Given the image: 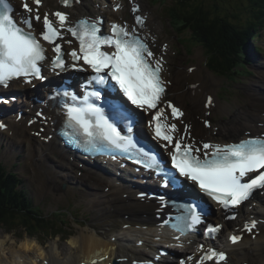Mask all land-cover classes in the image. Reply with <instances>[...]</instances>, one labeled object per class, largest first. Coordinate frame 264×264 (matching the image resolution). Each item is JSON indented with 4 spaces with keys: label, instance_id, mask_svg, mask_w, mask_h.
<instances>
[{
    "label": "snow or ice",
    "instance_id": "snow-or-ice-1",
    "mask_svg": "<svg viewBox=\"0 0 264 264\" xmlns=\"http://www.w3.org/2000/svg\"><path fill=\"white\" fill-rule=\"evenodd\" d=\"M61 2L68 7L76 0ZM34 3L36 9L29 7L27 2L23 4L28 15L21 16L17 21L9 0H0V87L7 88L10 81L21 77L25 83H31L33 79H45L41 61L46 59V49L33 30V22H40L42 19L43 30L40 37L53 45L55 53L51 58L52 71H63L66 68L78 71L91 69L93 75L88 81L90 85L93 82L100 86L107 85L112 92L122 94L101 104L100 101L104 100L102 91H86L83 95L63 91L65 100L62 107L66 115L64 135L71 144L92 154H127L129 159H134L136 164L145 169L154 170L158 175L163 173L165 184L175 186L180 183L179 178H184L197 185L201 192L223 209L235 208L249 200L255 190L264 189V134L248 135L246 139L224 144L204 142L199 147L195 141L187 142L184 136L175 135L178 132L176 123L169 122L165 109L158 107L168 83L162 76L163 57L155 56L147 39L137 30V26H144V16L136 15L135 24L131 27L127 22H112L109 31L102 34V20L99 18L83 17L69 23L68 14L63 11L52 14L55 20L48 13L41 18L38 11L41 0H34ZM119 7L121 6L115 5V8ZM138 10L139 5H134L132 12L136 13ZM33 11L36 12L34 17L31 15ZM63 30L71 33L79 42V49L74 48L68 53L72 61L70 64L66 63L64 50L57 42L63 39ZM106 48L112 50H105ZM188 70L192 71L191 68ZM8 102L0 97V103ZM213 103V97H207L206 106ZM130 106L153 113L148 125L154 138L164 142L162 146L168 150L170 170L165 169L154 151L134 138L133 111ZM167 107L171 109L173 119L184 115L171 101L167 102ZM125 122L127 134L119 126ZM205 124L208 125L209 122L206 120ZM6 127V124L0 122V129ZM187 131L188 126H185V132ZM181 208L183 211L176 217V223L172 227L183 236L194 231L203 222L205 212L198 203L184 204ZM261 223L264 222L257 219L246 221L242 229L238 230L240 234L234 232L229 236L230 242L236 244L245 232L253 235L258 233ZM222 227L220 224H208L205 235L214 237ZM180 236L173 239L179 240ZM199 249L203 251L204 245H200ZM99 259L105 260L107 257L101 256ZM191 259V256L187 257V260ZM227 260L228 254L224 250L209 248L203 251L196 264H227ZM91 264L98 262L93 260ZM132 264L153 262L133 261ZM180 264H185V261L181 260Z\"/></svg>",
    "mask_w": 264,
    "mask_h": 264
},
{
    "label": "bare ground",
    "instance_id": "bare-ground-1",
    "mask_svg": "<svg viewBox=\"0 0 264 264\" xmlns=\"http://www.w3.org/2000/svg\"><path fill=\"white\" fill-rule=\"evenodd\" d=\"M57 1L60 4H62L61 0H57ZM123 1L124 0H122L121 2L119 1V2L123 3ZM81 3L80 2L74 3L72 6L66 7V9L72 12L74 18L84 15L83 13L90 11L89 8L91 7H88L85 0L82 1ZM133 3L134 5H139L141 10L147 13L145 15L146 22L142 28V31L149 36V40L150 42H152L153 39H156L158 35H160V32L158 31L159 27L156 25L157 18L155 15L152 14V12L149 9H147V6L144 4L143 0H133ZM31 8H33L32 5H31ZM136 14L137 13H134L135 16ZM262 16L264 17V14H262ZM230 40L231 39L229 38H225V41L227 43ZM176 41H180L179 38H177ZM220 43H222L221 39H220ZM240 44L242 47L245 46V42L243 39H241L240 43H237L235 41L234 43H230L231 46L228 47L226 51L228 52L230 49H232L234 58L240 57V55L237 54L236 52V51H239ZM164 51L167 53V57H168L167 60H169L170 58V61L172 62L173 57L170 53V47H168ZM165 52L163 53L161 52L160 54H158V56L160 57L165 56ZM213 52L215 53L214 49H213ZM240 59L242 60L241 57ZM235 63H236V66L238 67L239 63L236 60H235ZM211 64L217 65L214 61H212ZM254 65L259 67L257 64H254ZM189 68H191L192 71H189L188 70ZM166 75L168 76L167 79L170 85V89L168 91L169 99L170 100L175 99L177 102H180L181 104L187 107V110H189V112H187L185 119L193 123V127L189 131H191L193 134L196 133L199 139L203 137H209L208 139H211V140H215V141L222 140V141H227L226 143H228L230 141H237L240 138H245L246 136H243L242 133L246 130H252L257 133L264 131V125L262 127L258 124H254V125L242 124L240 128L237 129V132L234 131V127L230 125H224V124L219 125V126L214 125L209 131H207L206 127L201 122V118L203 117V115H200V112L205 114L208 110H211L212 112L216 111V107L219 103V100H217V103H216V97H215L217 96V92H218L216 81L208 80L207 75L204 73V70L202 71L199 65H195V67L186 66L182 68H178V67L171 68V66L170 67L167 66ZM209 96L213 97V101H214L213 105L216 103V105L213 106L211 109L206 108L208 107L206 106V101H207V97ZM252 120L255 123H264V114L255 112L254 115L252 116ZM188 124L190 125V123ZM53 127L55 126L51 125L50 129L52 130ZM233 132L236 134L234 135ZM2 136L5 137L6 133H3ZM233 137H238V139L230 140ZM13 145H16L20 150L23 151L22 146L18 144H13ZM52 145L54 146L55 144L52 143L49 147L45 145L44 148L50 149ZM58 150L59 148L57 149V152ZM155 150L156 148L153 147L154 152ZM27 151H28L27 155H29V158L31 159L32 157L33 161L36 163L35 171L37 169L36 174L38 178L39 189L45 190L46 188H49L52 191H57L58 187H60V183L57 182V178L60 179L61 181L63 180V177L68 178L67 174L62 173V171H64L66 168L62 165H59L57 166L58 169H56V167L52 165V162L49 161V164L52 168L50 170L48 168V163L44 158L40 156H37V157L31 156L30 148L27 149ZM42 172L46 175V177L42 176L41 174ZM129 174L131 175V171H129ZM79 179H83V178L79 177ZM104 179L107 180V182L109 183H112L114 181V179H110L106 176L104 177ZM122 180L123 178H119L117 181L118 184H120L119 182ZM127 190L131 193L130 195L132 197H135V198L137 197L136 196L137 193H132L131 189H129L128 187H127ZM100 197L101 198H98L97 196L95 197L96 203H100L103 197V200L105 204L107 205L108 210L110 209V210L119 211V210H124L128 207H131V205H126L119 198L115 196H110L109 194H105L104 192L103 194L100 195ZM139 204L140 203L138 202L136 203V205H139ZM141 206H142V209H148L145 204H142ZM108 210H106V213H108ZM102 211H104L103 208L99 210V212H102ZM259 211H262L261 217L264 218V209L258 210V212ZM124 212H127V211H124ZM258 212L257 211L255 212V210H253L251 214L259 215ZM131 213L133 212L131 211ZM110 221L111 219L110 220L103 219L102 221H100L99 224L104 226L106 223H110ZM98 222L99 221H96V222L94 221V224ZM111 223L116 224L115 222H111ZM139 225L143 226L142 223L139 222V223L131 225V227L128 229H125L124 227L116 228L112 235V236H115L113 239L112 238L108 239L102 235H99L96 233V231L91 235L84 234V236L79 239L75 238L76 240H72L70 244L71 251L69 252L70 256L67 259L66 258L64 259L65 254L59 251L58 253L52 252V253H47V254L44 252H41L40 251L41 248L36 243L27 241L28 243H33V244L31 246L29 245L30 247L23 244L24 245L23 247L26 250L30 251L29 252L30 255H27L26 253L23 254L22 252H20L21 254L18 257H25L22 260L23 262L17 261L16 257L14 258V260H11L10 256L4 258L0 254V264H15V263L16 264H31L28 261H33L32 264H37V262L33 260V257H36L35 258L36 261H38L40 257L43 258L44 260L48 259L49 261L48 264H77V263H80V261L82 260H86V262L90 264H91V261L93 260H96L98 264H109L114 258H117V257L127 256L129 254H135V256H139L138 254L140 253V248H137V247L134 249H132V247L128 248L125 246L127 244L126 242L121 243V239L124 237L123 234L125 233L145 232V230L143 229H137V226ZM149 227L150 228H147L149 231H153L156 233V231H154V229L151 228L152 226H149ZM262 227H263V231L261 233V236L256 238L257 240L252 239L251 236H247V239L237 244V247L236 249L233 250L234 252L232 254V259H233L234 264L236 263L242 264L243 262H248V264H264V252H263L264 251V236H262L264 232V224L262 225ZM136 235H138V233H136ZM5 244L6 242L3 239H1L0 240V251L3 249ZM134 245L136 246L137 244H134ZM36 249L38 251H35ZM47 256L49 258H47ZM101 256H106L107 259L100 260L99 258Z\"/></svg>",
    "mask_w": 264,
    "mask_h": 264
},
{
    "label": "rangeland",
    "instance_id": "rangeland-1",
    "mask_svg": "<svg viewBox=\"0 0 264 264\" xmlns=\"http://www.w3.org/2000/svg\"><path fill=\"white\" fill-rule=\"evenodd\" d=\"M32 1V0H31ZM126 1V0H125ZM131 0H128V8L126 9V11L124 12V16H121L120 14H118V13H116V12H114V14L111 12V15L113 16V17H120V18H127V19H131V2H130ZM148 4H149V6H150V8H151V10L152 11H154L155 13H156V10H157V6L152 2V0H145ZM174 4H175V1L174 0H171ZM239 0H234V2H238ZM166 2V1H165ZM247 2H249V1H247ZM87 3H88V5L91 7V8H93V9H98V7H92L93 5H91V2H90V0H87ZM230 3H233L232 1H230ZM206 4H211V5H215V3H212L211 2V0H207L206 1ZM48 6V8H51V9H54V8H56V7H58V4H57V1L56 0H45V7H47ZM235 7L237 8V9H240V10H243L244 11V14H243V19H242V21H240V22H247V20H248V18L250 17V15H251V12L253 11V9H251V7H250V5L248 4V3H243L242 1H240L239 3H236V5H235ZM164 13H167L166 11H164ZM191 16H193V17H196V16H194V15H191L190 14V17ZM158 24L160 25V24H162L161 23V21H160V19H159V17H158ZM198 25V24H197ZM200 27V26H199ZM175 39V41L177 40V37H175L174 38ZM174 53H176V49H175V51H174ZM173 53H171V55H172ZM172 57H173V55H172ZM173 59H174V57H173ZM184 62V61H183ZM183 62L180 64V66L181 65H183ZM195 65H199L200 66V68L202 69V71L204 70L203 68H202V65H201V63H197V64H195ZM172 68H175V65L174 64H172ZM204 73H205V70H204ZM207 75V74H206ZM207 77H208V80H212V79H210V77L207 75ZM216 80V82H217V79H214V81ZM244 103H245V100L242 98L241 99ZM220 106V102L218 103V105H217V107H219ZM216 107V108H217ZM203 113L202 112H200V115H202ZM49 193H47L46 195H48ZM62 194V191H60L59 192V194L58 195H56L55 193H52V196L50 195L49 196V198H53V200H52V202H51V205H48L49 207H50V211H52V210H54L55 208H56V206H57V201H58V199H59V196ZM43 202H46L47 203V200L45 199V200H43ZM48 204V203H47ZM86 227H87V225H86ZM86 231H87V229H85V228H81L80 229V233H79V235L77 236V237H75L76 239L77 238H80L81 236H82V234H83V232H85L86 233ZM2 232H4V229L2 228V229H0V240L1 239H3L5 242H6V244L4 245V247H3V249L0 251V254H1V256L2 257H8V256H10L11 257V260H14V258L16 257H18V256H20V252H22L23 254H27V255H30L29 254V252L30 251H28V250H26L23 246V244H25L26 246H28V247H30L33 243H28L27 241H31V242H34V243H36L41 249H40V251L41 252H43V251H45V253L47 254V253H52V252H56V253H58V251L59 252H63V253H66V256L68 255L69 256V252L71 251V247H70V244H71V241L72 240H75V238L74 239H69V240H64V239H61L60 237H58V238H55V239H53V240H51V241H49L48 243H44L43 241H44V239L43 238H41V236L42 237H44L45 236V234L44 233H40L39 235H36V236H30L27 232H24L23 234L21 233V234H18V235H16L15 233H13V232H10L11 233V235L12 234H14L15 236H14V238L13 237H11V235H8L9 237H10V239L5 235V234H3ZM7 232V231H6ZM82 232V233H81ZM9 233V234H10ZM43 240V241H41V240ZM39 240L41 241V242H39ZM55 242H57L56 244H58L59 245V247H53V244L55 243ZM30 245V246H29ZM55 245V244H54ZM43 249V250H42ZM64 249V250H63ZM61 250V251H60ZM35 251H38L37 249L35 250ZM39 251V252H40ZM263 251V250H262ZM264 252V251H263ZM34 254H36V253H34ZM35 258L36 257H33V260H35ZM47 258H49L48 256H47ZM46 261H48V260H46ZM38 264H45V262H44V259L43 258H40V259H38Z\"/></svg>",
    "mask_w": 264,
    "mask_h": 264
},
{
    "label": "trees",
    "instance_id": "trees-1",
    "mask_svg": "<svg viewBox=\"0 0 264 264\" xmlns=\"http://www.w3.org/2000/svg\"><path fill=\"white\" fill-rule=\"evenodd\" d=\"M233 17H230L228 19H223L220 22H222V25H227V23L229 22L230 19H232ZM30 203V202H29ZM30 211L28 212L30 213V215L32 214H39L37 212H35V209L30 206ZM24 209L21 206H18L15 199L13 198H7V196L4 193L0 192V223L3 224L4 226L8 227V230H13V229H19L20 228V224L15 221V219L21 217L22 215V211ZM20 213V215H19ZM42 215V214H41ZM29 221V219H26V225L27 222ZM37 223V222H35ZM48 224L52 225L51 221H47L45 219V217H42V219H40V221H38V225H37V229L35 230L33 226H31L30 224L27 225V230L29 233H34V231L39 232L41 230V228L45 227L48 228ZM18 234V231H17Z\"/></svg>",
    "mask_w": 264,
    "mask_h": 264
}]
</instances>
